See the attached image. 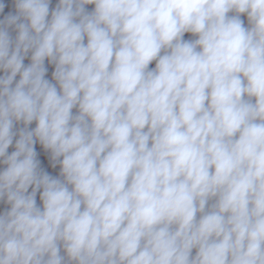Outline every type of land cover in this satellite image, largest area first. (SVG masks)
Instances as JSON below:
<instances>
[{"label": "clouds", "instance_id": "obj_1", "mask_svg": "<svg viewBox=\"0 0 264 264\" xmlns=\"http://www.w3.org/2000/svg\"><path fill=\"white\" fill-rule=\"evenodd\" d=\"M51 4L0 0V264H264V0Z\"/></svg>", "mask_w": 264, "mask_h": 264}]
</instances>
